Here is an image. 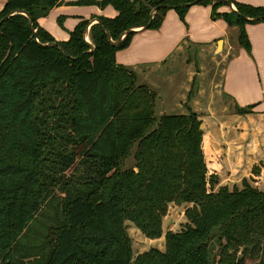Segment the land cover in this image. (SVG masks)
<instances>
[{
	"label": "trees",
	"instance_id": "16d2710c",
	"mask_svg": "<svg viewBox=\"0 0 264 264\" xmlns=\"http://www.w3.org/2000/svg\"><path fill=\"white\" fill-rule=\"evenodd\" d=\"M225 4L81 0L73 5L111 7L116 16L82 20L55 42L37 20L62 0L5 1L0 264H264V166L251 169V184L214 190L197 116L188 109L156 119V94L114 59L134 29L158 30L169 10L183 23L190 6L210 7V20L237 29L236 43L249 54L244 24H264V7L235 2V12L218 14ZM169 205L185 206L181 229L164 233L163 251L133 255L124 222L157 239Z\"/></svg>",
	"mask_w": 264,
	"mask_h": 264
},
{
	"label": "crops",
	"instance_id": "0c3cea01",
	"mask_svg": "<svg viewBox=\"0 0 264 264\" xmlns=\"http://www.w3.org/2000/svg\"><path fill=\"white\" fill-rule=\"evenodd\" d=\"M5 1L0 0V11ZM62 1L63 5L37 20L55 42H65L82 20L116 16L111 7L98 9L73 5L81 0ZM222 1L228 4L221 5L218 14L235 12L234 5L229 4L235 2L264 7V0ZM209 15L210 7L190 6L183 24L169 10L158 30L134 29L130 45L117 51L114 59L135 76L136 85L156 94L154 108L159 117L187 115L188 109L197 116L203 126L205 157L218 179L214 190L240 189L243 179L251 184L252 168L264 166V24H244L250 45L246 54L236 43L237 29L229 28L222 20L211 21ZM238 107H252V111L238 116L234 112ZM176 207H167L161 221L162 234L157 239L146 238L125 221L141 243L135 255L148 248L164 250V233L175 231L176 217L171 212Z\"/></svg>",
	"mask_w": 264,
	"mask_h": 264
},
{
	"label": "rangeland",
	"instance_id": "374dc122",
	"mask_svg": "<svg viewBox=\"0 0 264 264\" xmlns=\"http://www.w3.org/2000/svg\"><path fill=\"white\" fill-rule=\"evenodd\" d=\"M83 6V5H82ZM220 20V19H219ZM59 26V25H58ZM59 27L62 28V26L60 25ZM86 38L84 41L87 42L88 44H90L89 40H88V37L86 35ZM138 83V82H137ZM192 92V91H191ZM156 109V108H154ZM171 115H177L176 113L175 114H171ZM154 116L155 118L157 119L159 116H158V111L157 109L154 111ZM134 150H135V146L131 149L130 151V155L129 157L125 160V167H131L133 165V161H132V156H133V153H134ZM182 206H179V207H176L173 209V211L171 212L172 215L174 214V216L176 217V221L174 223V230L175 231H179L181 229V226L183 225L182 221L185 222V218L184 216L182 215V210L181 209ZM184 208V206L182 207ZM170 213V214H171ZM126 232H127V235L129 236L130 238V245H131V250H132V254L135 255L136 252H138V248L140 246V242L137 240L136 236L134 233H132L131 229L129 227H133V225L129 224V227H128V222L126 223ZM149 249V248H148ZM147 250V249H146Z\"/></svg>",
	"mask_w": 264,
	"mask_h": 264
},
{
	"label": "water",
	"instance_id": "95a60500",
	"mask_svg": "<svg viewBox=\"0 0 264 264\" xmlns=\"http://www.w3.org/2000/svg\"><path fill=\"white\" fill-rule=\"evenodd\" d=\"M86 34L84 35V40H85ZM199 129L202 131L203 130V126L200 124Z\"/></svg>",
	"mask_w": 264,
	"mask_h": 264
},
{
	"label": "bare ground",
	"instance_id": "6f19581e",
	"mask_svg": "<svg viewBox=\"0 0 264 264\" xmlns=\"http://www.w3.org/2000/svg\"><path fill=\"white\" fill-rule=\"evenodd\" d=\"M87 39V38H86Z\"/></svg>",
	"mask_w": 264,
	"mask_h": 264
},
{
	"label": "built area",
	"instance_id": "2783aa9c",
	"mask_svg": "<svg viewBox=\"0 0 264 264\" xmlns=\"http://www.w3.org/2000/svg\"><path fill=\"white\" fill-rule=\"evenodd\" d=\"M86 39V38H85Z\"/></svg>",
	"mask_w": 264,
	"mask_h": 264
}]
</instances>
